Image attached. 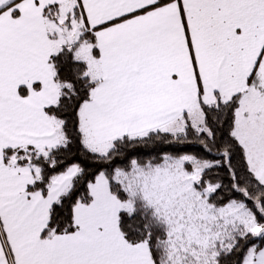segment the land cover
I'll return each instance as SVG.
<instances>
[{"label": "snow or ice", "instance_id": "snow-or-ice-1", "mask_svg": "<svg viewBox=\"0 0 264 264\" xmlns=\"http://www.w3.org/2000/svg\"><path fill=\"white\" fill-rule=\"evenodd\" d=\"M0 264H264V0H0Z\"/></svg>", "mask_w": 264, "mask_h": 264}]
</instances>
